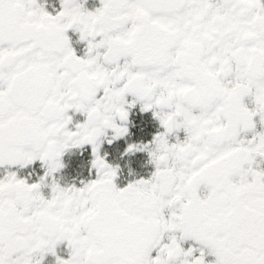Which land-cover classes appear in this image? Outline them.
<instances>
[{
	"label": "snow or ice",
	"instance_id": "obj_1",
	"mask_svg": "<svg viewBox=\"0 0 264 264\" xmlns=\"http://www.w3.org/2000/svg\"><path fill=\"white\" fill-rule=\"evenodd\" d=\"M46 3L0 0V264H264V0Z\"/></svg>",
	"mask_w": 264,
	"mask_h": 264
},
{
	"label": "flooded vegetation",
	"instance_id": "obj_2",
	"mask_svg": "<svg viewBox=\"0 0 264 264\" xmlns=\"http://www.w3.org/2000/svg\"><path fill=\"white\" fill-rule=\"evenodd\" d=\"M98 4V0H87V6L89 8L96 6ZM50 11L55 7H59V0H47V3L45 5ZM70 35H73L70 33ZM73 39L75 40V36L73 35ZM79 47V46H77ZM134 119L138 122V126L140 124L144 125L143 131H137L135 136L133 138H140L143 137L145 139L150 138V132L154 127V122H151L149 120V117L145 114L143 117L138 113L134 112ZM123 142L120 144V148L122 149ZM112 158L114 160H119V155L117 151L112 152ZM67 161H69V167L65 170L66 175L65 179L71 181L72 177L77 176V172H79L81 175H86V169H76L75 168V160L77 158L73 156H66L65 158ZM125 159H130L132 162V167L135 169L136 174H147L148 171H150L151 166L147 165L145 163L146 155L143 153H137L132 157H126ZM122 164V173L120 177V182H126L127 179H131L132 177L128 174L127 167L123 166V160L119 161ZM77 178H79L77 176Z\"/></svg>",
	"mask_w": 264,
	"mask_h": 264
}]
</instances>
